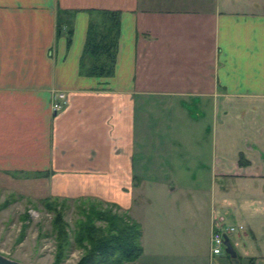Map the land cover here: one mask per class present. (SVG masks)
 Wrapping results in <instances>:
<instances>
[{"label": "crops", "instance_id": "0c3cea01", "mask_svg": "<svg viewBox=\"0 0 264 264\" xmlns=\"http://www.w3.org/2000/svg\"><path fill=\"white\" fill-rule=\"evenodd\" d=\"M60 10L75 12L71 40L68 27L58 32ZM91 10L121 12L110 77L81 72ZM57 92L67 95L59 110ZM222 99L246 119L229 127V146L241 148L234 159L222 157ZM259 110L263 116L264 0H0V186L130 211L137 200L152 205L159 183L167 207L181 216L193 195H209L210 242L221 226L237 252L227 260L210 248L190 262L176 244L185 239L194 248L185 215L173 234L165 226L175 255L156 227L148 236L141 223L140 264H264V190L238 197L197 181L242 177L264 185ZM249 125L252 136L241 146L236 140Z\"/></svg>", "mask_w": 264, "mask_h": 264}, {"label": "rangeland", "instance_id": "374dc122", "mask_svg": "<svg viewBox=\"0 0 264 264\" xmlns=\"http://www.w3.org/2000/svg\"><path fill=\"white\" fill-rule=\"evenodd\" d=\"M228 101V99L221 100L219 122L221 125L220 140L221 142L224 141V143H227V146L224 148L225 151L222 153V157L225 159H234L236 154L239 153L236 151H239L241 148H239L238 145L237 147H234L233 145L229 146V139H233V137L230 136L229 127H231V123L234 122L242 124V122H245L246 119L245 115L240 114L238 111L239 108H236L235 106L232 108ZM259 102L260 101L255 99L251 104H258L259 107L261 104ZM259 113H262L261 110H259L258 113L255 112V114L259 115V120L261 122L262 118H264V115L262 116ZM250 130L252 131V125H249V128L246 130L243 126V129H241V138H238L236 142H240L239 144L243 146L245 140L249 139L248 137L251 135L249 133ZM197 181L201 183V186L204 190L206 189L210 191L211 189L218 187L222 191L228 192L229 194L231 193V195L237 194L238 197H245V194H250L251 190L254 189H256L258 192L261 191L259 189L264 190V185L261 183H250L244 180L242 177L236 178V181L228 178L210 179L209 177H204L202 179L200 178ZM197 187L198 186H195V188ZM24 191L25 188L21 185L15 186V188H11L10 186H0V253L24 264H53L58 244V234L55 233L54 227L52 225L53 220L56 217V213L53 211L54 209L49 210L48 208L44 207L42 201L48 198L52 200L55 197L59 198V200L55 202L56 210L62 214V220L64 223H66L65 229L68 232V238L72 243L74 239L72 233L75 228V221L79 216L78 212H76L77 208H75L74 202L79 198L37 193L25 194L23 193ZM142 191V194L144 195H141V202L147 201L145 199V190L143 189V186ZM163 193L162 185L158 183L156 184V187H154V194H156V198L152 205L149 202L140 204V200H137V205L134 206L133 210L127 211L121 207H118L113 208V211L120 214L128 213L138 222L141 221L140 223L146 227L148 236L150 235L152 229L156 227L157 231L161 232L160 236L164 238V242L169 244L168 251L173 255L178 254V248H176V245V247L173 245L174 243L171 240L172 237L169 236V239H166L165 226H168L170 234H173L175 230V220L178 218H183L186 215L185 219L188 221L187 225L191 228H195V237L193 242L194 248L190 247L185 239L183 241L178 239V241L181 242H176V244L181 247L183 254L186 255L189 253L190 262L195 259L193 255L201 253L203 255H205V253L207 254L211 248L209 237L210 232L208 226L209 220H207V218H205L203 215L205 212L207 213V216L209 214V207L206 210V207L209 206V195H193V199L191 198L192 200H190L189 203V207L191 206V209L193 210L186 209V212L181 216L179 211L175 212L172 208H170L172 203H169L167 207L166 203L164 202L162 195ZM197 193L199 194V192ZM178 196L181 197L180 194ZM82 198H90L95 201H100L104 204V208L106 207V204L111 203L91 197ZM203 199L208 200L206 202L207 204L203 203ZM179 204L185 207L184 202L179 201ZM200 206H203V208ZM234 224L237 225V222H234ZM238 240L242 239H239L238 237ZM241 242H243V240ZM189 250H195V254L192 252L190 253ZM83 254V249L75 247L74 244L72 247L71 244V247L67 250V257L61 262V264H77ZM224 258L230 260L228 259L229 257L226 253ZM213 262L216 264V261L212 260L211 262L210 259H206L205 264H213ZM126 264H140V261L138 259L133 262H127Z\"/></svg>", "mask_w": 264, "mask_h": 264}, {"label": "trees", "instance_id": "16d2710c", "mask_svg": "<svg viewBox=\"0 0 264 264\" xmlns=\"http://www.w3.org/2000/svg\"><path fill=\"white\" fill-rule=\"evenodd\" d=\"M74 11L60 10L58 32L68 27L73 35L72 18ZM87 39L81 59V72L87 76L110 77L115 73L116 57L120 37L119 10H91ZM58 197L44 199V207L54 209L56 217L53 227L57 233V252L53 264H61L67 257V250L81 248L83 256L77 264H126L138 260L143 252V227L128 213H117L115 203L104 204L90 198L75 200L79 216L75 221L73 242L66 231L61 212L56 210ZM100 222V223H98ZM102 223V224H101ZM229 256V255H228Z\"/></svg>", "mask_w": 264, "mask_h": 264}, {"label": "built area", "instance_id": "2783aa9c", "mask_svg": "<svg viewBox=\"0 0 264 264\" xmlns=\"http://www.w3.org/2000/svg\"><path fill=\"white\" fill-rule=\"evenodd\" d=\"M67 101V95L64 92H57L54 95L53 107L55 110L61 109ZM211 235V252L213 255L225 254V235L228 232L221 226L215 225Z\"/></svg>", "mask_w": 264, "mask_h": 264}, {"label": "water", "instance_id": "95a60500", "mask_svg": "<svg viewBox=\"0 0 264 264\" xmlns=\"http://www.w3.org/2000/svg\"><path fill=\"white\" fill-rule=\"evenodd\" d=\"M225 253L234 259L237 258L236 249L232 244V242L230 241L228 235H225ZM0 264H24V263L11 259L0 253Z\"/></svg>", "mask_w": 264, "mask_h": 264}]
</instances>
